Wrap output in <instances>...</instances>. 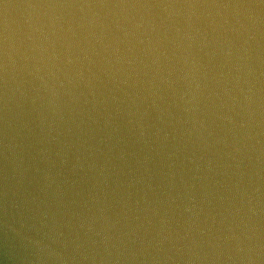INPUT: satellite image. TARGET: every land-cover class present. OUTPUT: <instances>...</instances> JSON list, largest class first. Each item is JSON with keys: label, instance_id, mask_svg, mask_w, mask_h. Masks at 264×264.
Listing matches in <instances>:
<instances>
[{"label": "water", "instance_id": "obj_1", "mask_svg": "<svg viewBox=\"0 0 264 264\" xmlns=\"http://www.w3.org/2000/svg\"><path fill=\"white\" fill-rule=\"evenodd\" d=\"M0 264H264V0H0Z\"/></svg>", "mask_w": 264, "mask_h": 264}]
</instances>
